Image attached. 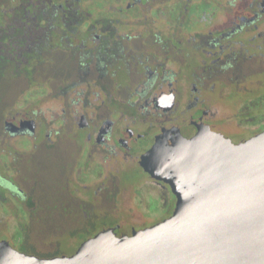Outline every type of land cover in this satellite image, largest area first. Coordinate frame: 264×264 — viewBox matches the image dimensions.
<instances>
[{
  "label": "flooded vegetation",
  "instance_id": "af4514ba",
  "mask_svg": "<svg viewBox=\"0 0 264 264\" xmlns=\"http://www.w3.org/2000/svg\"><path fill=\"white\" fill-rule=\"evenodd\" d=\"M264 130V0H0V242L71 257L170 218L159 140Z\"/></svg>",
  "mask_w": 264,
  "mask_h": 264
},
{
  "label": "water",
  "instance_id": "95a60500",
  "mask_svg": "<svg viewBox=\"0 0 264 264\" xmlns=\"http://www.w3.org/2000/svg\"><path fill=\"white\" fill-rule=\"evenodd\" d=\"M142 164L176 194L170 218L132 235L102 232L71 257L0 242V264H264V130L238 144L205 131L161 139Z\"/></svg>",
  "mask_w": 264,
  "mask_h": 264
}]
</instances>
